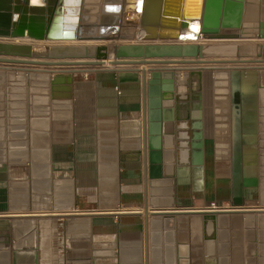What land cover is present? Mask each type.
I'll use <instances>...</instances> for the list:
<instances>
[{"label": "crops", "instance_id": "obj_1", "mask_svg": "<svg viewBox=\"0 0 264 264\" xmlns=\"http://www.w3.org/2000/svg\"><path fill=\"white\" fill-rule=\"evenodd\" d=\"M222 41L237 40L206 42ZM91 67L0 62V264H264V70L245 91L213 88L200 119L199 66ZM156 69H174L193 106L165 123L160 151Z\"/></svg>", "mask_w": 264, "mask_h": 264}, {"label": "water", "instance_id": "obj_2", "mask_svg": "<svg viewBox=\"0 0 264 264\" xmlns=\"http://www.w3.org/2000/svg\"><path fill=\"white\" fill-rule=\"evenodd\" d=\"M132 1L79 0L74 33L65 36L59 16L63 0H40V3L0 0V62L94 66L106 61L113 65L264 62L262 43L206 42L264 39V0H141L135 18L124 20L123 13L129 7L125 3ZM251 13L252 20H246ZM180 18L198 21L197 40L171 42L159 34L161 29H175L172 26ZM104 41L131 42L113 45L108 51ZM211 76L204 71V80L212 79ZM142 82H145L144 70ZM147 83L148 95L155 94L158 98L160 125L155 134L160 151L163 133H174L173 129L168 131L164 127L165 123L178 120L179 109L193 106L181 104L175 95L174 69L152 70ZM194 95L199 100L196 117L201 119L202 90ZM185 117L189 119L191 114ZM198 132L193 137L201 147L202 132ZM201 155L202 150L199 160ZM214 218V211L203 215L205 236H212Z\"/></svg>", "mask_w": 264, "mask_h": 264}, {"label": "rangeland", "instance_id": "obj_3", "mask_svg": "<svg viewBox=\"0 0 264 264\" xmlns=\"http://www.w3.org/2000/svg\"><path fill=\"white\" fill-rule=\"evenodd\" d=\"M32 3H40V0H31ZM127 4V3H126ZM125 4V5H126ZM78 7H79V0H63L62 4V12L60 13V17L62 19V31L64 30V25L63 23L74 21V24L76 23L77 20V15H78ZM130 12V11H129ZM128 12V13H129ZM133 13V12H130ZM70 17V18H69ZM125 12L123 14V19L125 20ZM68 26V25H66ZM75 27V26H74ZM66 34V33H65ZM167 40V39H166ZM175 41V40H171ZM261 39H247V40H237L236 42L239 43H262ZM56 42H66V41H56ZM70 42V41H68ZM114 41H104L103 43L105 44H111ZM111 47V46H110ZM112 48H110L109 51H111ZM264 58V56L262 57ZM107 62V61H106ZM105 64H109L106 63ZM104 65V64H103ZM91 67V65H67L69 68L73 69H79V68H86V67ZM181 66L184 67V71L191 70L193 68L192 66H199L200 70H204L209 72L212 76L210 79L211 82L214 84L213 88L217 91H238V90H243L244 89L245 83H244V77L246 74H257L260 73L262 70H264V62H218V63H207V64H181ZM97 67H102V65H92L91 68H97ZM189 74V73H188ZM189 75L187 73L184 74V77H179L178 78V88L180 90H187L188 87L186 88V83L184 80L187 79Z\"/></svg>", "mask_w": 264, "mask_h": 264}, {"label": "bare ground", "instance_id": "obj_4", "mask_svg": "<svg viewBox=\"0 0 264 264\" xmlns=\"http://www.w3.org/2000/svg\"><path fill=\"white\" fill-rule=\"evenodd\" d=\"M137 1H139L138 2V11H139L140 10V7H141V0H137ZM132 2H133L132 3L133 5L130 7L129 10L134 9L136 7V0H133ZM250 2H255V1L254 0H250ZM59 16H60V14H59ZM252 17H253V13L248 14L246 16V20H252ZM70 22H72V21L70 20ZM65 23H67V25L69 27H71L70 26L71 23L66 22V21H65ZM72 27H71V29L69 28L70 30L68 29L70 32H67L66 34H65V32H63V35H65V36H67V35H73V33H74V27L73 28ZM172 27H174L175 29H161L159 34L161 36H164L169 41H171V40H175V41L181 40V41H183V39H185V40H193V39L194 40H197L196 35H197L198 28H199V23H198V21L196 19L180 18L176 22V25L175 26H172ZM261 40L264 41V39H261ZM56 41H59V40H56ZM61 41H64V40H61ZM67 41H69V40H67ZM175 41H171V42H175ZM242 43H244V42H242ZM195 135L198 136L199 135V132L198 131H195ZM197 157L198 158L200 157V151L197 152Z\"/></svg>", "mask_w": 264, "mask_h": 264}, {"label": "flooded vegetation", "instance_id": "obj_5", "mask_svg": "<svg viewBox=\"0 0 264 264\" xmlns=\"http://www.w3.org/2000/svg\"><path fill=\"white\" fill-rule=\"evenodd\" d=\"M212 82L209 79H205L202 82V97H203V108H205L206 112L208 111V109H210L209 107H211L212 102H211V96H212V92H213V86H212ZM209 106V107H208ZM210 126H206V129L204 131H202V146H201V150L203 153L204 150V155L206 156V158H209V148L210 145H212L213 143V131L209 129Z\"/></svg>", "mask_w": 264, "mask_h": 264}]
</instances>
